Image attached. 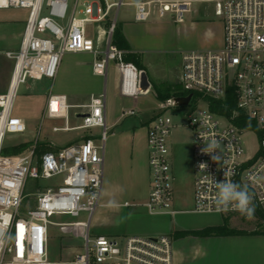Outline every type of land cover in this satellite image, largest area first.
I'll return each mask as SVG.
<instances>
[{"label":"built area","instance_id":"2783aa9c","mask_svg":"<svg viewBox=\"0 0 264 264\" xmlns=\"http://www.w3.org/2000/svg\"><path fill=\"white\" fill-rule=\"evenodd\" d=\"M215 3V15L222 22V46L183 52L180 84L183 89L199 91L216 99H225L230 90L236 96L231 115L203 105L187 112L183 95L161 102L164 112L148 122V164L151 190L146 207L151 213L169 212L174 201L175 176L171 163V138L177 127L173 114L186 117L192 134L194 159V211L198 213H240L218 210L216 181L246 185L252 205L264 208V0H0V9H28L20 48L7 55L14 60L11 84L0 94V264H174L173 237L127 236L115 239L90 234L94 213L101 203L105 140L107 138V94L91 95L84 104L71 105L64 94L48 96L44 116L63 118L65 125L54 131L101 128L103 144H97L89 132L79 143L66 145L38 156L33 147L26 154L2 153L9 134L27 130L25 120L13 114L17 91L29 79H54L66 53L91 52L94 74L107 77L111 61L118 63L127 95L141 93L140 73L133 63L123 59L124 51L113 42L122 5L134 6V19L170 17L185 21L195 3ZM116 11L113 14V11ZM101 24L100 35L88 36V25ZM102 35L100 40V36ZM105 48L101 49L100 43ZM82 123L71 126V109ZM252 121L236 123L239 115ZM134 115L135 110L124 112ZM256 146L247 149V137ZM216 142V147L210 145ZM208 149L210 152L205 151ZM219 154L220 159L213 156ZM61 177L59 184L38 188L34 207H25L24 194L29 177ZM25 208V209H24ZM254 211V212H255ZM69 223L83 229L84 250L69 261L48 260L49 230L63 225L55 216L79 217ZM173 212V211H172Z\"/></svg>","mask_w":264,"mask_h":264},{"label":"rangeland","instance_id":"374dc122","mask_svg":"<svg viewBox=\"0 0 264 264\" xmlns=\"http://www.w3.org/2000/svg\"><path fill=\"white\" fill-rule=\"evenodd\" d=\"M113 1V0H111ZM126 2L134 0H124ZM72 5L73 0H69ZM195 10L186 16V19L182 23H176L172 18H152L148 21H136L134 19V6L130 4L122 5L119 16L118 25L123 27L124 34L128 40L132 51L139 54L141 62L148 68L150 81L155 85L152 92L149 94L140 95L137 98H124L120 99V102L124 105H111L112 92L115 87L118 86V75L114 70L115 61H111L109 65L108 77L94 76L92 74V62L94 55L92 53L77 54L66 53L61 61L82 62L80 68V76L82 77L83 87L91 83H96L94 79L96 77L102 78V93L106 91L107 94V123L108 131L107 138L105 140V151L107 153V144L112 136V133H117L119 129L125 130V133H129V129L133 124H137L139 127L138 135L141 139H145L146 130L141 124V120L153 118L155 115L164 112L165 114L172 115L169 111L162 109L161 102L157 99V90L164 91L170 87L174 88V84H179L181 77L182 67V55L186 50L191 49H205V48H219L222 45V22L221 19L215 15V3H195ZM11 9V8H10ZM13 9V8H12ZM115 10L113 14H115ZM102 30L101 24L88 25V36L96 39ZM102 35L100 36V40ZM14 39H12L13 41ZM5 42V41H4ZM7 44L0 43V54H5ZM101 49L105 48L104 44L100 43ZM20 48V47H19ZM72 55V56H70ZM61 65V62H60ZM59 65V67H60ZM91 65V67H90ZM59 71V69H58ZM57 76V75H56ZM87 81V82H86ZM28 83V84H27ZM21 84L17 91V97L14 103L13 114L16 116H25L27 130L22 134H9L5 145L13 146L22 142L31 141L37 143H50L55 146L62 147L63 145L79 140L87 133L92 132L97 144H103L101 139V128H94L91 130H71V131H54V126L62 127L65 125L64 119L50 118L48 116H42V109L49 93L50 85H47L45 90L33 91L28 88V85L32 81ZM70 84H78L70 82ZM181 88L182 85H180ZM106 88V89H105ZM105 89V90H104ZM56 89H52L55 93ZM121 104V103H120ZM203 105L202 101L193 100L189 106H185L186 111L189 113L194 108ZM128 110H135L134 115H125L124 112ZM73 109L71 111L70 125L76 126L82 123V119H78L74 116ZM112 114H115L118 118L117 125L111 124ZM173 119L177 127L172 134V170L175 176L174 180V201L169 212L150 214L147 207L145 208L146 214L133 216L131 219L135 226L144 227L150 226L157 231L153 235L167 234L172 235L169 231L170 225L173 230L179 229L178 226H194L199 220L204 219H218L223 220L228 217L227 214L220 213H198L189 212L184 213L179 211L180 207L177 205L178 199H184L188 203L191 196L194 200V179L195 173L193 170L194 159L192 154V138L191 129L187 124L186 117L175 112ZM119 128V129H118ZM127 129V130H126ZM257 142L253 136L247 137V149L251 150L256 146ZM28 151H24L20 154H26ZM106 174V162L104 168V180ZM61 177H53L50 179L45 178H32L29 177L26 182L24 194L26 195L24 200L25 207L32 208L36 204V192L38 188L45 189L59 184ZM149 185L151 186V175L149 171ZM104 187V182H103ZM104 199V192H102L101 203L93 215L90 234L92 237L101 235L103 233V224L97 219V212L101 208ZM194 202V201H193ZM194 204V203H193ZM189 209H192L194 205H188ZM187 206V207H188ZM25 209V208H24ZM173 211V212H172ZM246 215L236 213L230 215L229 223L235 221H242L248 219ZM58 220L84 221L87 219L86 213H81L79 217L62 216L56 217ZM254 222V226L258 228L260 220L252 215L249 218ZM50 241L48 244V260L51 262H58L62 260L71 259L77 253L74 248L75 241L81 239L76 238L72 232L80 229L78 226H64L56 227L52 226ZM166 229L167 232H160V229ZM168 228V229H167ZM72 233V234H71ZM84 250V244L81 249Z\"/></svg>","mask_w":264,"mask_h":264},{"label":"crops","instance_id":"0c3cea01","mask_svg":"<svg viewBox=\"0 0 264 264\" xmlns=\"http://www.w3.org/2000/svg\"><path fill=\"white\" fill-rule=\"evenodd\" d=\"M28 16V9H0V43L7 44L6 48H4L5 54H0V94H4L8 91L14 68V60L10 58L7 53L10 51H17L19 49ZM12 39L14 40L12 41ZM86 53L90 54L91 52ZM77 54L81 55L85 53H73V55ZM80 63L82 62L74 61L71 63L69 61H61L59 71L54 79H29L28 81L31 80L32 83L28 85V88L33 91H38L42 89L45 90L47 85H50L48 96L49 94L54 93L52 92V89H56L55 94L66 95L68 102L71 105L87 103L91 95H98L103 92L102 78L96 77V79H94L96 83H91L87 85L86 88H84V82H82V77L79 74L80 68L82 66ZM136 68L138 71H142L138 69L137 66ZM145 68L149 76L148 68L146 66ZM114 70L117 72L116 74L118 75L119 84L112 92L111 105H124L125 103H122L123 101L120 102L121 98H137L140 95H147L152 92L154 85L149 78L151 85L146 91L141 89V93L139 94H125L122 90L123 77L117 62L114 64ZM92 74L94 76H100L94 74L93 69ZM107 77H105V79ZM70 82L78 84H70ZM48 96L45 103L43 104L44 108L42 109V116H44V110L47 104ZM73 109H71V111ZM115 116V114H112L111 119V124L114 126H116L118 122V118ZM19 117L26 120L25 116ZM75 117L80 119L77 116ZM150 119L152 118L141 120L143 128L147 129L145 139L140 138L138 135L139 127L137 124H133L129 129V131L132 132L129 133H125V130L118 128V132L112 133V136L107 144V153L105 151L106 174L102 191L104 192V199L101 208L97 212V219L100 222H104L102 225L104 230L101 234L103 236H108L115 239H123L127 236H150L157 231L150 226L138 228V226H135L136 224L132 223L134 219H131L133 216L146 214L144 212L146 210V203L151 190V186L149 185V149L147 128ZM87 135L88 133L84 137ZM84 137L76 141H71L62 147L79 143ZM172 142L173 141L171 139V143ZM52 146H54L56 149L60 148V146ZM193 201L194 200L192 196L188 203H186L184 199H178L177 205L180 207L179 211L184 213L195 212L194 207L189 209L188 206L194 205ZM149 213L159 214L151 213L150 211ZM62 216H55L53 220L57 223L64 224L52 226H70L68 225L69 223L79 221H64L56 219V217ZM228 217L230 218V215H228ZM223 223L224 219H204L194 223V226L184 227L176 225L179 227V229L175 230H173L172 226L170 225L169 231L173 234L178 230H197L208 226L221 225ZM229 225L236 229L245 230L248 233L237 235L189 234L186 236L173 237L174 264H264V234L252 233L257 229L254 226V222L250 221L248 218L242 221L232 222L231 224L229 223ZM79 228L80 229L72 232L76 238L81 239L80 241H75L74 243V248L77 250V253L82 251L81 249L83 247V229L81 227ZM159 231L163 233L167 232L168 230L162 228L158 230V233ZM51 233V230H49L48 244L50 241V236L52 235ZM74 257L58 262L69 261Z\"/></svg>","mask_w":264,"mask_h":264},{"label":"trees","instance_id":"16d2710c","mask_svg":"<svg viewBox=\"0 0 264 264\" xmlns=\"http://www.w3.org/2000/svg\"><path fill=\"white\" fill-rule=\"evenodd\" d=\"M113 42L117 45V47L124 51L123 59L125 62H130L135 64L138 69L146 70L145 66L140 60L139 54L132 51V48L125 37L123 27L121 24H117L116 29L113 34ZM148 74V73H147ZM177 83L174 84V88L170 87L164 91L157 90V99L160 101H164L167 98L175 95H183L188 96L192 94V100L198 101L200 98L206 99L210 103V107L212 110L223 113L226 115H231L236 107V96L234 91L230 90L225 99H216L212 96L206 95L199 91H189L180 87ZM155 89V85L153 86ZM240 121L248 122L252 124V121L248 120L243 113H241L236 120V123H241ZM33 147H35V152L38 156H41L43 153L51 150H55L56 148L49 143H35L31 141L22 142L13 146L4 145L2 153L6 155H18L24 151H30ZM260 220V225L258 228L252 233L264 234V208H257L253 214ZM248 233L245 230H240L233 228L229 225V217L224 219V223L221 225L208 226L203 229L197 230H178L172 234V237L186 236L189 234L196 235H237V234H246Z\"/></svg>","mask_w":264,"mask_h":264},{"label":"clouds","instance_id":"9594fccd","mask_svg":"<svg viewBox=\"0 0 264 264\" xmlns=\"http://www.w3.org/2000/svg\"><path fill=\"white\" fill-rule=\"evenodd\" d=\"M210 147L215 148L216 142L213 141ZM205 151L210 152L208 149H205ZM213 159L219 160V154L214 155ZM215 186L218 189L215 201L218 210H229V206L231 205L232 210L239 211L242 215L251 218L254 214L255 207L252 205V196L246 185L242 186L238 183L222 180L216 181Z\"/></svg>","mask_w":264,"mask_h":264},{"label":"water","instance_id":"95a60500","mask_svg":"<svg viewBox=\"0 0 264 264\" xmlns=\"http://www.w3.org/2000/svg\"><path fill=\"white\" fill-rule=\"evenodd\" d=\"M150 81H149V76L145 70H142L140 73V87L143 91H146L150 87ZM192 98V94L183 97L182 100L185 104H188L189 101Z\"/></svg>","mask_w":264,"mask_h":264}]
</instances>
